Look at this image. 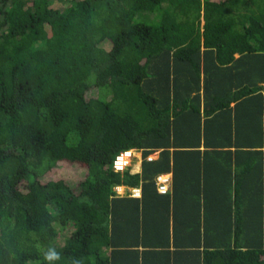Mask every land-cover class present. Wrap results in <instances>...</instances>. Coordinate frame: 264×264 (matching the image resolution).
Instances as JSON below:
<instances>
[{"label": "trees", "instance_id": "trees-1", "mask_svg": "<svg viewBox=\"0 0 264 264\" xmlns=\"http://www.w3.org/2000/svg\"><path fill=\"white\" fill-rule=\"evenodd\" d=\"M263 149L264 0H0V264H264Z\"/></svg>", "mask_w": 264, "mask_h": 264}, {"label": "clouds", "instance_id": "clouds-1", "mask_svg": "<svg viewBox=\"0 0 264 264\" xmlns=\"http://www.w3.org/2000/svg\"><path fill=\"white\" fill-rule=\"evenodd\" d=\"M130 152V154L128 155V153ZM129 152H125L121 155H119L118 157L120 156H123V159H124V162H125V167L123 170L121 171H117L115 170L114 168V165H115V162L117 160V158L115 159L114 163H113V170L115 172H124L127 168H128V164H127V161H126V157L130 158V157H133V154L134 153H140L141 154V161H143V155L141 152H137V151H129ZM128 155V156H127ZM156 155L158 154H155V155H151L147 158V161L151 162L153 161L154 159H157ZM132 160V159H131ZM142 163V162H141ZM140 163V164H141ZM159 178H165L166 179V186L167 188L169 189L170 187V182H171V178H172V175L171 174H167V175H161L157 178L156 182H157V190L158 192L160 193L159 191ZM123 189V187H120ZM120 188H117V191H119ZM132 191V197L134 198H140L142 193H141V190H131ZM161 194V193H160ZM165 195V194H163ZM60 259V255L59 253L55 250V248H52V247H49L48 250L44 253V260L47 262V264H54L55 261L59 260Z\"/></svg>", "mask_w": 264, "mask_h": 264}, {"label": "crops", "instance_id": "crops-1", "mask_svg": "<svg viewBox=\"0 0 264 264\" xmlns=\"http://www.w3.org/2000/svg\"><path fill=\"white\" fill-rule=\"evenodd\" d=\"M232 106H234V104H232ZM233 131H234V135L236 136V134L238 135H240V134H242L243 132H244V130L242 129V128H240L239 130H237V128H236V125H234L233 126ZM202 150H204L205 148L204 147H202L201 148ZM233 150V152L234 151H236L235 149H232ZM263 152H264V149H263ZM156 157H158V155H156ZM140 163H137V165L138 166H134V172L135 173H138V172H140V165H139ZM229 165L230 164H226V166L227 167H229ZM238 166L236 165V161L235 160H233L232 161V164H231V169L230 168H228L227 169V171H226V175H231L232 177H234V176H236V175H240V176H246V175H248V174H250V172L248 171V169H246V170H244L243 169V167H240V168H237ZM263 167H264V165H263ZM259 172H260V176H262L263 177V180H262V182H264V169H259Z\"/></svg>", "mask_w": 264, "mask_h": 264}, {"label": "built area", "instance_id": "built-area-1", "mask_svg": "<svg viewBox=\"0 0 264 264\" xmlns=\"http://www.w3.org/2000/svg\"><path fill=\"white\" fill-rule=\"evenodd\" d=\"M125 165L126 164L124 162L123 156H120L117 158L115 165H114V168L117 171H121L124 169ZM159 191L161 194H166L168 191L165 178H159Z\"/></svg>", "mask_w": 264, "mask_h": 264}, {"label": "rangeland", "instance_id": "rangeland-1", "mask_svg": "<svg viewBox=\"0 0 264 264\" xmlns=\"http://www.w3.org/2000/svg\"><path fill=\"white\" fill-rule=\"evenodd\" d=\"M132 159V160H131ZM126 161H127V164H128V167H131V166H138L137 163H141V154L140 153H134L133 154V157H126ZM140 165V164H139ZM125 189L123 188L122 191H118V193H120L121 195H124L125 194Z\"/></svg>", "mask_w": 264, "mask_h": 264}, {"label": "bare ground", "instance_id": "bare-ground-1", "mask_svg": "<svg viewBox=\"0 0 264 264\" xmlns=\"http://www.w3.org/2000/svg\"><path fill=\"white\" fill-rule=\"evenodd\" d=\"M129 154H130V152L128 153V155H129ZM128 155H127V156H128ZM119 191H122V188H120Z\"/></svg>", "mask_w": 264, "mask_h": 264}]
</instances>
